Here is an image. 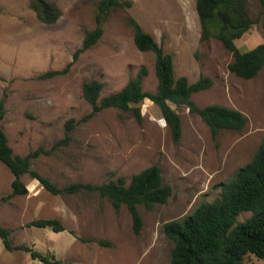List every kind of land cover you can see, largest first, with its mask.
Listing matches in <instances>:
<instances>
[{"label":"rangeland","instance_id":"374dc122","mask_svg":"<svg viewBox=\"0 0 264 264\" xmlns=\"http://www.w3.org/2000/svg\"><path fill=\"white\" fill-rule=\"evenodd\" d=\"M50 1L60 13L45 23L37 19L27 0H0V98L4 107L0 126L12 152L47 150L30 158L29 166L57 185L97 183L117 176L128 181L133 172L154 163L170 193L150 208L137 205L141 226L134 233L125 206L114 209L96 191L53 194L23 173L27 191L3 198L12 176L0 161V224L8 228L12 245L22 243L50 253L63 264H168L172 240L162 223L219 195L222 183L251 157L264 135V67L249 78L231 72L226 66L231 52L215 37L199 39L194 0H120L102 18L99 37L72 58L84 31L94 25L96 0ZM245 2L253 21L235 40L240 49L264 39L258 1ZM128 16L170 52L176 76L183 74L188 81L200 74L211 78L209 86L190 93L194 103L236 108L246 116L245 125L239 130L221 129L212 137L197 113L169 102L181 123L180 136L173 141L167 125L159 120L157 105L148 98L139 103V120L129 110L114 107L84 117L90 111L81 93L85 79H99V95H103L118 89L143 66L141 86L154 89L153 53L134 46ZM68 61L64 72L37 77ZM69 117L72 127L67 142L54 145L63 136ZM249 213L241 211L236 218L241 220ZM36 217L56 218L63 228L54 231L26 224ZM0 264L45 263L21 248L4 249L0 240ZM242 264L264 262L246 254Z\"/></svg>","mask_w":264,"mask_h":264},{"label":"trees","instance_id":"16d2710c","mask_svg":"<svg viewBox=\"0 0 264 264\" xmlns=\"http://www.w3.org/2000/svg\"><path fill=\"white\" fill-rule=\"evenodd\" d=\"M264 16V0H257ZM126 2V1H125ZM120 0H96L94 25L86 29L72 58L82 49L90 46L102 31L101 20L110 8L120 5ZM41 22H53L60 13L57 5L50 0H27ZM198 18L200 40L208 37L217 38L223 47L231 52L227 68L235 75L249 78L264 67V39L252 47L240 49L235 40L246 31L252 18L248 14L245 0H194ZM132 25V41L138 50H150L153 53V71L156 83L153 90L143 89L140 74L145 72L141 66L134 76H130L116 90L99 95L102 82L97 78L81 82V93L90 105V111L84 117L94 114L103 107L129 110L131 115L140 119L139 103L148 98L157 105L173 141L181 133L179 114L170 106L183 105L189 111L197 113L206 123L212 137L221 129L239 130L245 125L246 116L238 109L220 103H207L202 106L190 99V93L211 84L207 75H198L188 81L183 74L175 75L170 52L163 50L152 34L143 30L139 23L128 16ZM71 61L60 69H47L37 74L46 77L62 73ZM3 101L0 98V119L3 116ZM72 127V118L64 121L63 136L54 145L66 143L68 131ZM47 152L37 147L24 154L13 153L6 135L0 126V161L11 173L9 190L3 195L8 198L27 191L21 180L23 173L35 178L47 191L56 193H74L80 190L96 191L105 196L111 206L117 209L121 204L127 209L131 229L137 233L141 226L138 204L150 208L153 203H162L170 193V186L161 179L160 170L154 163L133 172L128 181L122 176L97 183L90 181H71L57 185L49 177L29 166L30 158L39 152ZM241 211L249 215L241 220L236 216ZM27 225L49 227L57 231L63 228L61 222L53 217H36L26 222ZM164 233L172 240L168 264H242V257L253 254L264 262V135L258 142L251 157L236 167L231 178L222 183L220 193L211 200L200 201L192 211L179 218L162 223ZM0 240L4 249L21 248L45 264H63L50 253H42L22 243L12 245L9 230L0 224ZM99 243L108 241L98 239Z\"/></svg>","mask_w":264,"mask_h":264},{"label":"built area","instance_id":"2783aa9c","mask_svg":"<svg viewBox=\"0 0 264 264\" xmlns=\"http://www.w3.org/2000/svg\"><path fill=\"white\" fill-rule=\"evenodd\" d=\"M159 120L164 123V120L162 119V117H159Z\"/></svg>","mask_w":264,"mask_h":264},{"label":"clouds","instance_id":"9594fccd","mask_svg":"<svg viewBox=\"0 0 264 264\" xmlns=\"http://www.w3.org/2000/svg\"><path fill=\"white\" fill-rule=\"evenodd\" d=\"M163 119V118H162ZM164 120V119H163ZM165 123V122H164Z\"/></svg>","mask_w":264,"mask_h":264}]
</instances>
